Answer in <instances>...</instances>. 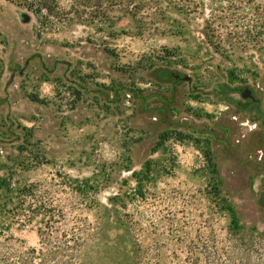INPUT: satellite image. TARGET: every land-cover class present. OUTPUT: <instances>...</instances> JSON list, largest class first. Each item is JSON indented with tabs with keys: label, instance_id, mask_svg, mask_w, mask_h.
Listing matches in <instances>:
<instances>
[{
	"label": "rangeland",
	"instance_id": "1",
	"mask_svg": "<svg viewBox=\"0 0 264 264\" xmlns=\"http://www.w3.org/2000/svg\"><path fill=\"white\" fill-rule=\"evenodd\" d=\"M191 1L187 14L163 0L164 20L141 32L130 17L57 22L0 0V181L37 187L65 209L70 180L88 181L89 221L110 211L99 264L127 263L113 242L127 222L160 248L158 264L190 241H223L230 218L213 178L264 257L262 21L238 0ZM39 222L0 239L37 247Z\"/></svg>",
	"mask_w": 264,
	"mask_h": 264
},
{
	"label": "trees",
	"instance_id": "2",
	"mask_svg": "<svg viewBox=\"0 0 264 264\" xmlns=\"http://www.w3.org/2000/svg\"><path fill=\"white\" fill-rule=\"evenodd\" d=\"M23 7L36 17L52 18L57 22L70 21L72 17L104 22L120 21L130 17L139 23V30H156L159 21L164 20L166 9L161 7L163 0H4ZM177 12L190 14L197 9L191 0H164ZM248 6L255 5V13L264 31V0H238ZM67 4V8L63 4ZM257 4V5H256ZM153 27V28H152ZM262 32V31H260ZM262 34V33H261ZM207 165L212 164L209 151H206ZM215 204L221 214L230 218L227 237L219 241L215 234L210 238L190 241L183 249L172 253L170 264H264L262 245L258 241L246 243L242 238V227L231 205L220 197L219 182L212 179ZM73 193L67 209L46 192L34 186L13 188L11 184L0 181V190H5V200L0 202V236L12 224L31 223L40 219L37 228L38 245L33 248H17L10 243L12 239H0V264H99L101 243L105 226L109 222V210L104 207L91 222L85 215L89 192L93 187L88 181L70 180L67 185ZM79 197V198H78ZM119 219H117L118 221ZM133 223L127 222L126 230L116 235L114 243L124 249L126 264H158L161 250L157 246H144L132 232ZM120 264V263H117Z\"/></svg>",
	"mask_w": 264,
	"mask_h": 264
},
{
	"label": "flooded vegetation",
	"instance_id": "3",
	"mask_svg": "<svg viewBox=\"0 0 264 264\" xmlns=\"http://www.w3.org/2000/svg\"><path fill=\"white\" fill-rule=\"evenodd\" d=\"M245 98H247V101L253 106L256 105L257 101L252 93H249L246 91V94L243 95Z\"/></svg>",
	"mask_w": 264,
	"mask_h": 264
},
{
	"label": "water",
	"instance_id": "4",
	"mask_svg": "<svg viewBox=\"0 0 264 264\" xmlns=\"http://www.w3.org/2000/svg\"><path fill=\"white\" fill-rule=\"evenodd\" d=\"M175 78L180 80L181 82H190L191 81V79L187 76L180 77L179 75H176ZM243 98H245V97L243 96Z\"/></svg>",
	"mask_w": 264,
	"mask_h": 264
}]
</instances>
